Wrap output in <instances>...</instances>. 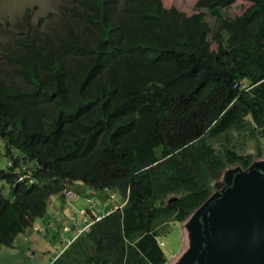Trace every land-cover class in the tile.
I'll list each match as a JSON object with an SVG mask.
<instances>
[{"label":"trees","instance_id":"16d2710c","mask_svg":"<svg viewBox=\"0 0 264 264\" xmlns=\"http://www.w3.org/2000/svg\"><path fill=\"white\" fill-rule=\"evenodd\" d=\"M60 2L45 28L12 32L24 48L0 51V250L81 182L125 204L52 264H167L161 229L264 155V0H199L214 28L163 0ZM48 29L57 47L40 46ZM236 135L263 140L258 154Z\"/></svg>","mask_w":264,"mask_h":264},{"label":"water","instance_id":"95a60500","mask_svg":"<svg viewBox=\"0 0 264 264\" xmlns=\"http://www.w3.org/2000/svg\"><path fill=\"white\" fill-rule=\"evenodd\" d=\"M222 183L185 221L190 247L177 264H264V160Z\"/></svg>","mask_w":264,"mask_h":264},{"label":"rangeland","instance_id":"374dc122","mask_svg":"<svg viewBox=\"0 0 264 264\" xmlns=\"http://www.w3.org/2000/svg\"><path fill=\"white\" fill-rule=\"evenodd\" d=\"M61 0H0V51L2 54L8 55L10 48H24L16 44L14 40L13 31H17L20 24L28 22L29 25L35 27L45 28L49 23L53 21L50 17L51 14H57V8ZM199 0H163V4L167 8L175 7L179 11L185 13L186 15H193L195 13L202 12L205 14L206 21L210 24L211 28L215 26V18L211 15L210 11L207 9H202L198 7ZM243 4L238 1L233 6L222 9L223 17L234 18L237 17L241 12L244 11ZM57 33L52 29L40 34L39 38L41 40L40 46L52 45L57 47ZM26 42L29 40L26 39ZM5 51V54L3 53ZM18 56L25 55L23 52H17ZM0 70L11 72V66L7 63L5 67L0 66ZM0 78H3L0 73ZM13 81L17 83L22 81V78L18 75H13ZM263 140L258 142L255 139H250L246 136L236 135L235 145L239 153L243 155H257L258 149L262 146ZM258 161L264 160V155L257 157ZM7 159L1 158L0 168L5 169ZM222 182V179L220 180ZM78 184V183H77ZM77 186V185H75ZM4 195L10 197L9 187L4 189ZM171 200V199H170ZM160 240L162 246H164V251L167 257V264H177L183 255L188 251L190 247L189 232L186 227V222H176L165 226L161 229ZM21 252L27 253V251L18 250L16 253V261L19 264H40L43 263L38 256L33 259H29L23 256ZM26 257V258H25ZM7 259H2L0 257V264H6Z\"/></svg>","mask_w":264,"mask_h":264},{"label":"crops","instance_id":"0c3cea01","mask_svg":"<svg viewBox=\"0 0 264 264\" xmlns=\"http://www.w3.org/2000/svg\"><path fill=\"white\" fill-rule=\"evenodd\" d=\"M241 14L242 12L238 16ZM77 183L68 186V190L75 194V200H68L63 193L54 196L49 201L45 215L36 219L31 228L20 234L12 247H3L0 250V257L7 259L4 261L6 264H19L15 258L18 250L27 251L21 254H26L28 260H34L38 256L43 261L40 264H52L81 235L78 234L80 229L75 225V220L87 226L95 218L111 214L125 204L124 197L118 192H97L84 183ZM9 192L11 195L10 188ZM111 195H115V198L112 199Z\"/></svg>","mask_w":264,"mask_h":264},{"label":"built area","instance_id":"2783aa9c","mask_svg":"<svg viewBox=\"0 0 264 264\" xmlns=\"http://www.w3.org/2000/svg\"><path fill=\"white\" fill-rule=\"evenodd\" d=\"M63 195L65 198H67L70 201H73L76 199L75 194L71 190H68V188L66 190H64ZM111 198L114 199L115 195H111ZM81 213L84 214V212H81ZM74 223L76 226H78V229H80L78 234H83V233L89 232L91 225L83 226V225H81V221H79V220H75Z\"/></svg>","mask_w":264,"mask_h":264},{"label":"clouds","instance_id":"9594fccd","mask_svg":"<svg viewBox=\"0 0 264 264\" xmlns=\"http://www.w3.org/2000/svg\"><path fill=\"white\" fill-rule=\"evenodd\" d=\"M21 180H22V179H21ZM66 189H67V188H66ZM66 189H65V190H66ZM97 219H98V218H97ZM92 224H93V222H92L91 224H89V225H91V226H92ZM91 226H90V228H91Z\"/></svg>","mask_w":264,"mask_h":264}]
</instances>
